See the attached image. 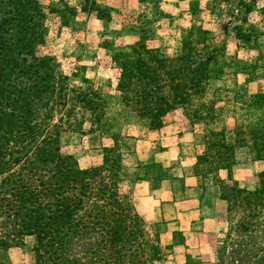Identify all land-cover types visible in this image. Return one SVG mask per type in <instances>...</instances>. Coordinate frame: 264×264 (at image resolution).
<instances>
[{"label": "rangeland", "instance_id": "374dc122", "mask_svg": "<svg viewBox=\"0 0 264 264\" xmlns=\"http://www.w3.org/2000/svg\"><path fill=\"white\" fill-rule=\"evenodd\" d=\"M37 3L46 15L48 37L39 52L52 55L56 72L69 89L93 92L84 108L75 109L74 119L80 125L63 134L61 151L73 155L82 168L96 167L114 139L123 155L122 190L131 199L127 187L133 166H127L125 159L134 142L149 141L154 136L150 134L162 129L178 142L181 134L190 133L193 173L213 183L227 199L225 215L207 229L205 251L191 248V259L208 264H264V207L251 210L243 195L237 200L232 197L235 191L246 190L240 187L244 181L253 182L248 184L253 189L246 191L259 190L264 169L251 151L252 143L241 140L243 131L258 132V150L264 151V0H138L136 7L117 0ZM183 39L192 42L193 50L186 52L195 71L193 80L177 92L183 104L146 114L135 103L122 102L118 85L127 73L124 60L138 56L149 70L160 67L157 60L165 62V68L154 71L163 80L167 60L185 53ZM207 41L213 60L198 68L194 58H205L202 48ZM140 70L142 83L158 82L144 67ZM170 93L168 89L167 98ZM137 95L132 93L130 99ZM147 230L160 242V228L147 225ZM184 237L182 232L174 242H184ZM32 247L33 239L26 238L23 246L4 254V263L35 264ZM181 250L160 242L154 264H177L175 257Z\"/></svg>", "mask_w": 264, "mask_h": 264}, {"label": "trees", "instance_id": "16d2710c", "mask_svg": "<svg viewBox=\"0 0 264 264\" xmlns=\"http://www.w3.org/2000/svg\"><path fill=\"white\" fill-rule=\"evenodd\" d=\"M45 20L37 0H0V264L9 249L29 237L35 264H154L160 242L122 190L123 155L116 141L104 148L96 167L82 168L61 151L63 134L80 125L75 109L84 108L93 92L69 89L52 55L39 52L48 39ZM182 46L181 58L167 60L163 80L154 71L165 62L157 60L160 67L149 70L138 56L124 60L122 102H133L146 114L183 104L177 92L195 71L186 52L191 40L183 39ZM211 49L207 41L205 58L195 56L198 68L212 62ZM143 67L159 78L155 85L140 81ZM132 93L137 97L130 99ZM241 133L264 168V151L256 142L261 136ZM260 183L254 192L235 191L233 200L243 195L251 210L264 207V169Z\"/></svg>", "mask_w": 264, "mask_h": 264}, {"label": "crops", "instance_id": "0c3cea01", "mask_svg": "<svg viewBox=\"0 0 264 264\" xmlns=\"http://www.w3.org/2000/svg\"><path fill=\"white\" fill-rule=\"evenodd\" d=\"M117 1L126 7L138 5V0ZM150 135L154 136L149 141L136 140L125 159L127 166H133L130 184L126 183L133 207L147 225L161 229V245H173L176 252L182 249L175 257L177 264H208L193 261L190 249L205 251L207 229L223 218L227 203L213 183L209 185L193 173L190 133L181 134L179 142L167 129ZM243 183L241 188L253 189L248 186L253 182ZM182 232L184 242L175 243Z\"/></svg>", "mask_w": 264, "mask_h": 264}]
</instances>
